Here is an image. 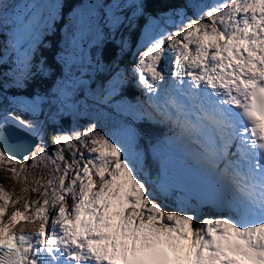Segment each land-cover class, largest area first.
Returning a JSON list of instances; mask_svg holds the SVG:
<instances>
[{"label":"snow or ice","instance_id":"1","mask_svg":"<svg viewBox=\"0 0 264 264\" xmlns=\"http://www.w3.org/2000/svg\"><path fill=\"white\" fill-rule=\"evenodd\" d=\"M33 7L20 21L26 37L54 33L61 5H48L46 16ZM74 9L73 36H83L96 22ZM30 50L16 48L18 86L33 74ZM132 72L148 96V119L169 127V144L187 142L206 202L228 215L198 219L201 201L145 178L140 153L96 124L53 134L49 150L40 125L13 113L0 118V141L12 122L41 142L23 160L0 146V169L19 180L31 160L52 175L35 181L40 198L27 211L10 215L12 197L0 186V264H264V0H216L175 32L150 35ZM126 78L111 79L107 99ZM21 221L40 227L35 235L13 231Z\"/></svg>","mask_w":264,"mask_h":264},{"label":"rangeland","instance_id":"2","mask_svg":"<svg viewBox=\"0 0 264 264\" xmlns=\"http://www.w3.org/2000/svg\"><path fill=\"white\" fill-rule=\"evenodd\" d=\"M65 2L66 0H0V71L3 72V75H0V102L4 99L7 103V106L0 110V118L13 114L7 109L19 111L20 114H29L34 117L32 120L40 125L42 132L45 120L52 125L56 124L64 128L66 132L74 129L83 131L90 124H96L98 131L107 134L117 143L130 147L135 152L139 137L142 135L140 124L142 125L145 121L133 114L134 112L128 107L127 103L132 104L134 92L127 93L122 86L127 90L136 91L137 81L132 69L135 67L139 53L146 49L149 36L154 37L162 32H171V27L178 29L182 23L187 22L184 14L186 11L155 18L151 15L142 16L141 0H85L83 5L74 11H82L86 18L94 19L99 27L97 30L96 25H93L91 30L85 32L83 36L76 33L74 37L73 12L64 11ZM214 2L216 0H187L188 6L196 16L206 5ZM55 3H59L61 8L57 11V23H60L56 43L58 53L54 56L55 65H52L51 59L41 60V50L47 48L49 44L47 39L53 33L40 29L31 37H26L20 21L27 19L37 10L33 7L34 5L42 6L41 10L46 16L49 11L47 6ZM113 17H119L118 24L111 23ZM139 17H143L140 24ZM135 29L137 33L133 37L132 31ZM118 31H120L119 35H117ZM113 38H116L120 45L121 61L123 58L126 59L128 66L120 64V60L108 66L100 64L101 57H97L96 54L101 53L106 41ZM30 44L29 59L33 74L23 86H18L15 83L18 65L16 48L19 45L21 51L28 50ZM51 66L59 71L53 83L49 79L50 73L53 72L52 69L50 70ZM162 66L166 70L169 69L170 62L167 57L162 61ZM118 73L126 74L127 78L117 90V94L109 100L106 98L104 89ZM41 80L46 81V92L38 89V82ZM138 87L142 89L139 85ZM143 95L148 99L144 91ZM159 98L163 100L160 95ZM137 106V104L134 105L135 108H138ZM42 112L45 113L43 124L40 122ZM148 123L152 124L150 121ZM148 123L146 125H149ZM167 141L165 140L162 144L167 149H156V154L161 158L163 165V179H161L174 187V196H180L183 192L189 196L191 203L196 204L197 201L204 203L207 216L202 219L210 214L220 216L221 212L209 208L211 206L206 202L205 195H198L195 190L187 191L185 182L190 183L191 176L187 175L184 180V174L174 168H181L179 163L185 166L191 165L178 151L176 157L171 159ZM178 142L170 145L183 151L193 166L194 162L188 155L189 151L185 149L184 143L180 142L181 144L177 145ZM44 143L48 148L45 141ZM31 163L29 160L27 170L21 173L19 180L13 178L8 171L0 169V186L8 192L13 201L9 206V215L15 211H21L24 201L28 202L29 199L35 201L40 198L38 192L31 191L36 187V180L40 177H43L45 181L51 178L52 173L48 169L42 166L33 169ZM12 167L14 166L8 164L4 166L5 169ZM25 176L28 177L27 181ZM145 178L149 179L146 175ZM25 188L29 190L25 191ZM39 191L42 192L43 189ZM156 202L160 203V200ZM164 203L168 205L169 210L176 207L174 199L164 200ZM29 227L36 233L40 222L31 223Z\"/></svg>","mask_w":264,"mask_h":264},{"label":"trees","instance_id":"3","mask_svg":"<svg viewBox=\"0 0 264 264\" xmlns=\"http://www.w3.org/2000/svg\"><path fill=\"white\" fill-rule=\"evenodd\" d=\"M84 1L85 0H71V2H67V6L64 5V11L66 13H71L73 11H70V9H74V5H79V6L83 5ZM141 4L143 5V7H140L143 12L142 16L151 15L155 18H161L163 16H168V14L170 15L175 13H182L183 11H186L184 12L186 21L190 18L196 17V14L188 6L187 0H141ZM142 21H143V17H139L138 19L139 24ZM59 26L60 23H57L56 31L47 39L49 43L47 45V48H43L41 50V60L51 59L53 60L52 65H55L54 56L58 53L56 43H57V30L59 29ZM176 30H177L176 27H171V32H175ZM125 31H123V33ZM136 33H137V29L132 31V36L134 37ZM119 34L120 31L117 32V35ZM120 50L121 48L116 38L108 39V41H106V44L103 46V50L101 52L100 64L103 66H108L120 60V64H123V66H128V61L126 59L123 58V61H121L122 58L120 56ZM51 69L53 72L50 73L49 79L50 82L53 83L56 81L57 74L59 71L54 69V66L50 68V70ZM45 87H47L45 80H41L40 82H38V89L41 90V92L44 91L46 92ZM6 106L7 103L3 99L0 102V110H3L4 107ZM9 108H11V106H9ZM7 110L9 112L14 113L17 116L23 117L26 120H32L34 118L31 117L29 114H20L19 111H14L13 109H7ZM44 119H45V113L42 112L40 115V122L42 124ZM44 122H45V127L42 132L43 140L46 142L49 150H51L53 148V145L51 143L52 135L66 132V130L56 124L52 125L50 122H46V120ZM140 127L142 131V135L139 137L138 144L136 145L137 148L135 147V150L136 152L140 153L141 167L144 169V174L150 179V181L156 182L158 179H161L163 175L162 161L161 158L156 154V149L161 148L163 142L162 136L164 135H162V133H157L156 130H154L150 125H146V123H143L142 125L140 124Z\"/></svg>","mask_w":264,"mask_h":264},{"label":"bare ground","instance_id":"4","mask_svg":"<svg viewBox=\"0 0 264 264\" xmlns=\"http://www.w3.org/2000/svg\"><path fill=\"white\" fill-rule=\"evenodd\" d=\"M112 42V41H111ZM117 46V45H116ZM136 86H137V89H136V91L135 90H133V91H130V90H127V88H125L124 86H122L123 88H124V91H126L127 93L129 92V93H133L134 92V94H133V99H131V102H132V104H129V103H127L128 104V107H130V110H132L134 113L133 114H135L136 116H139V117H141V118H143V121H146V122H152V124H155L152 120H150V119H148V117H147V115L145 114V112L146 111H151V109L150 108H148V106H147V100L148 99H146V98H144V95H143V91H141L140 89H139V87H138V85L136 84ZM160 96L163 98V100H164V93L163 92H161L160 93ZM148 97V96H147ZM159 100H160V102L162 103L163 102V100H161L160 98H159ZM135 104H137L138 106V108H135L134 107V105ZM143 104V107H141V105ZM132 111H131V113H132ZM149 124H151V123H149ZM158 124H162V123H158ZM167 130H169L170 131V133H169V136H171V130L169 129V127L167 126V127H165ZM163 135V134H162ZM169 136H168V139H169ZM163 137V136H162ZM144 140V139H143ZM166 143H168V142H166ZM184 143V145H185V149H187L188 151H189V146H187V143H186V141L185 142H182V144ZM186 143V144H185ZM141 144H143V143H141ZM181 143L180 142H178L177 143V145H180ZM146 146V145H145ZM163 146V147H162ZM137 148V147H136ZM141 148V147H140ZM161 148H165V149H167L166 148V146L165 145H161ZM173 150H175V151H173ZM177 151L179 152V153H181L187 160H188V163L191 165V166H185L184 164L182 165V163H179V165L181 166V168H174L176 171H181V173H183L184 174V177H185V179L184 180H186V176L188 175V176H191V180H190V183L189 182H185L186 183V188H187V191H189V192H191V190H195V191H197V193H198V195H202V196H204L205 195V197H206V200H207V185L203 182V181H198L197 180V176L199 175V173H198V169L194 166V164H193V166H192V164H191V162L189 161V159H188V157L186 156V154H184V152L183 151H181L179 148H177L176 147V149H175V147H173V146H171L169 143H168V153H170L172 156H171V159L173 158V157H176V153H177ZM136 152V151H135ZM160 159V158H159ZM168 166H169V162H168ZM183 166V167H182ZM190 167V168H189ZM162 179H163V176L161 177ZM161 179V180H162ZM183 179V178H182ZM152 182H154V181H152ZM188 184V185H187ZM172 188H174V187H172ZM176 191V190H175ZM25 198V197H24ZM25 200V199H24ZM24 202H26V201H24ZM211 206V205H210ZM209 208H212V207H209ZM206 208H205V204L204 203H201V205H200V208H198L197 209V216H198V219H202V217H204V216H207V213L205 212L206 210H205ZM213 209V208H212ZM213 214H210V215H208V216H212ZM221 215H228V213L227 212H221ZM22 222V221H21ZM194 224H195V221H194ZM18 227L16 226L14 229H13V231H16V229H17ZM21 229H27V223H25V225H24V227H21Z\"/></svg>","mask_w":264,"mask_h":264},{"label":"water","instance_id":"5","mask_svg":"<svg viewBox=\"0 0 264 264\" xmlns=\"http://www.w3.org/2000/svg\"><path fill=\"white\" fill-rule=\"evenodd\" d=\"M4 139L0 146L14 157L23 160L30 155L39 144V138L22 130L18 125L9 123L4 129Z\"/></svg>","mask_w":264,"mask_h":264}]
</instances>
